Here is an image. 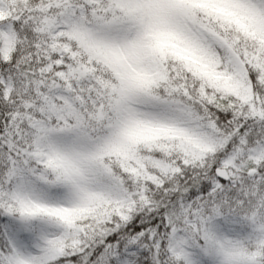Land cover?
Returning <instances> with one entry per match:
<instances>
[{"label": "snow or ice", "instance_id": "1", "mask_svg": "<svg viewBox=\"0 0 264 264\" xmlns=\"http://www.w3.org/2000/svg\"><path fill=\"white\" fill-rule=\"evenodd\" d=\"M0 264H264V0H0Z\"/></svg>", "mask_w": 264, "mask_h": 264}]
</instances>
